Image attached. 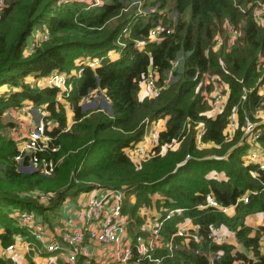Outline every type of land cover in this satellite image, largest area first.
<instances>
[{
    "label": "trees",
    "instance_id": "trees-1",
    "mask_svg": "<svg viewBox=\"0 0 264 264\" xmlns=\"http://www.w3.org/2000/svg\"><path fill=\"white\" fill-rule=\"evenodd\" d=\"M130 1L86 5L76 0H5L0 10V86H6L0 89V245L6 247L15 235L27 233L10 214L12 207L33 209L50 221L67 195L99 185L126 189L122 208L137 220L136 210L145 204L160 214L182 208L166 221L165 231H172L184 216L197 225L198 241L191 238L171 254L166 248L156 249L158 261L140 258L132 264H207L209 250L220 251L214 264H264V224L253 227L244 222L248 213L264 216V166L243 159L251 144L241 128L246 119L255 121L251 134L256 129L258 134L252 146L257 142L264 150V122L255 116V111L264 115V92H257L258 84L264 83V24L252 12L257 1L264 0H139V5ZM225 22L238 31L229 47ZM156 24L169 30L150 37L149 28ZM34 28L46 29V36L23 54ZM216 32L222 42L215 49ZM137 39L143 44L136 45ZM177 56L179 63L171 67ZM91 57L98 58L92 67L83 61ZM78 66L79 75L66 77V92L23 79ZM149 67L157 71L155 90L139 98V82ZM204 75L225 85V101L213 114L206 113L209 103L203 92L212 84L202 83ZM93 90L106 98L107 111L91 97ZM57 93L69 104V115ZM24 99L43 105L45 116L58 122L48 131L55 149L37 152L52 159L50 174L28 170L27 155L14 159L16 143L7 132L12 123L3 116L5 109L18 107ZM231 116L236 126L227 136ZM68 117L71 122L63 129ZM163 117L153 149L172 139L177 146L135 162L127 148L142 138L146 123ZM198 122L202 125L196 128ZM197 132L199 142L210 145L199 146ZM34 190L51 192L48 201L33 197ZM207 196L231 206V212L199 207ZM220 224L233 231L242 250L233 242L208 237L209 228ZM6 262L0 255V264Z\"/></svg>",
    "mask_w": 264,
    "mask_h": 264
},
{
    "label": "built area",
    "instance_id": "built-area-1",
    "mask_svg": "<svg viewBox=\"0 0 264 264\" xmlns=\"http://www.w3.org/2000/svg\"><path fill=\"white\" fill-rule=\"evenodd\" d=\"M76 1H84L86 5H94L102 0ZM138 2L140 1L138 0ZM261 4L260 8L264 9V1L259 3V5ZM4 5L5 0H0V10ZM257 21L264 24V17ZM224 26L225 43L226 47H229L236 38L238 31L229 22H225ZM42 30L44 34L40 39L46 36V29ZM168 30V28L164 29L156 24L149 28V36L156 37L158 33L167 32ZM30 39L29 42H25L26 49L23 46L25 54L34 45L35 40ZM213 40V45L217 47L222 42V35L215 33ZM143 42V39L135 40L136 45H141ZM179 59L172 60L171 67H174ZM84 62L92 67L98 62V58H85ZM80 71V66L67 72L64 70H51L49 73L40 76L42 82L36 84L38 86L54 85L60 91L66 92L70 88V83L65 82L66 77L71 73L79 75ZM156 79V69L149 67L141 81H144L155 90L154 83ZM214 82L213 77L203 76V84H214ZM211 90L209 91L210 95L205 91L203 93L211 107L216 108L223 99V95L218 90ZM257 92L260 94L264 92V83L258 84ZM60 97V94L57 93V98ZM4 114H7V112H4ZM46 114L47 112L41 111L36 121L26 120L14 126L12 125L8 135L16 143L15 160L21 161L27 155V161L34 165L33 168L41 173L50 174L53 169L52 159L37 154V152L45 149H55L53 145H50L52 135L48 131L57 126L58 122L54 118L46 117ZM255 116L259 117V121L264 122V115L260 111H255ZM150 122L146 123L142 138L132 147L127 148V153L129 155L133 153L137 157L135 159L137 162L155 153H162L167 147L173 148V143L177 142L174 139L164 142L155 151L153 147L157 143V132L154 131L153 126H150ZM255 125V121L247 119L241 125L243 134L247 135V141L251 144L242 157L245 161L258 162L259 166L262 167L264 166V150L260 148L257 142H254L255 147L252 146V141L258 134L257 129L251 134ZM235 126L236 121L231 116L227 121L225 134L229 136ZM63 129H66V127ZM198 137L197 132V142L199 141ZM186 157H188V154L185 155ZM31 195L46 203L51 192L34 190ZM125 195L126 189L122 187L99 185L79 191L75 195H67L58 205L56 214L58 217L50 221H46L41 214L33 209L16 207L10 214L17 225L24 227L27 233L15 235L13 241L8 243L5 249L6 251H15L22 244L25 250L24 253L29 250H36V253L46 252L42 255L41 264H132L140 258L158 261L160 256L153 255L156 249L166 248L167 252L171 254L175 248L187 246L191 238L198 241L196 235L197 225L192 221L190 222L191 219L187 216L177 220L172 231L164 230L167 220L174 214H181V207H172L160 214L155 210H151L149 206L141 204L136 210L139 217V220H137L134 215L122 208ZM132 197L130 195V201H133ZM242 199L246 201L247 197L244 195ZM70 200H73V202L66 203ZM64 205H67L66 208L63 211L59 210ZM206 205L224 212L229 209L228 205H221L212 196H207L204 203L198 204L199 207ZM67 208L69 209L68 212H66ZM230 233H233V231L230 230ZM208 237L213 241H227V235L222 233L217 226L209 228ZM35 246H37V249H35ZM197 251L196 248L195 252ZM261 251L264 252V244L261 245ZM206 254L207 264H214L213 260L219 256L220 251L212 252L209 250Z\"/></svg>",
    "mask_w": 264,
    "mask_h": 264
},
{
    "label": "rangeland",
    "instance_id": "rangeland-1",
    "mask_svg": "<svg viewBox=\"0 0 264 264\" xmlns=\"http://www.w3.org/2000/svg\"><path fill=\"white\" fill-rule=\"evenodd\" d=\"M261 3L262 1H257V3L255 4V6L253 7V10H252V12H254L255 13V17H256V19L257 20H259V19H262V17H264V9H261L260 7L262 6V4L261 5H259V3ZM139 3L140 2H138V0H131L130 1V4H135V5H139ZM140 11H143V10H146V9H142V8H138ZM170 15V14H169ZM262 15V16H261ZM176 16V14L175 13H173V14H171L170 15V17L171 18H174ZM216 33H218V34H221V33H219V32H216ZM43 30L42 29H40V28H34L32 31H31V33L27 36V38H26V42H29L31 39L30 38H32V39H34V40H36V39H40V38H42L43 37ZM26 44V43H25ZM213 47H215V49L217 48L215 45H213ZM24 49H26L25 48V46H24ZM23 54H25L24 53V50H23ZM180 56H177L176 58H179ZM94 58H96V57H94ZM180 60V59H179ZM179 60H177V64L179 63ZM83 61H84V59H83ZM176 64V65H177ZM175 65V66H176ZM169 74H171L170 73V71H168L167 72V75H166V80H170L171 79V75L169 76ZM40 76H37V77H35L34 75H32V74H27V75H25L24 77H23V79L25 80V81H28L29 83H31V84H36L37 82H42L41 80H40V78H39ZM39 78V79H38ZM37 85V84H36ZM154 85H155V83H154ZM224 84H222V83H220V82H217V81H215L214 82V84H212V86H211V91H215V90H218V91H220V93L223 95V99L221 100V102L218 104V106L216 107V108H213V107H211V105L209 104V105H207L208 106V109L206 110V113L207 114H213L214 112H216L217 110H219L221 107H222V105H223V103H224V101H225V98H226V90L224 89ZM6 86H4V85H2L1 86V88L0 89H4ZM139 95H140V89H142V88H145L146 89V93L147 94H150L154 89L151 87V86H149V85H147L144 81H141L140 83H139ZM209 90V91H210ZM209 91H208V95H210L211 93H209ZM90 94H91V97H96L97 98V100H98V102H99V106H101L102 108H104L106 111H107V108L105 107V104L103 103V100L105 101L106 100V98L103 96V94L102 93H99V92H96V91H91L90 92ZM58 97H59V95H58ZM57 98V97H56ZM58 99V98H57ZM60 102H62V104H63V107H64V111H65V113H66V115H69V113H70V107L68 106L69 104L67 103V101L65 100V98H63V97H60L59 99H58ZM86 101H90V100H86ZM103 103V104H102ZM8 109H10V110H8ZM41 111H43V112H47L44 108H43V105H38V106H35L31 101H29V102H27L25 99L21 102V104L18 106V107H9V108H7V109H5V113L7 112V114H4V119H7V120H9L12 124L9 126V128H8V130H7V132H9L10 131V128H11V126L13 125H16V124H18V123H22V122H24V121H26V120H31V121H36V119L39 117V115H40V112ZM258 112V111H257ZM48 113V112H47ZM165 118L166 117H163V118H160V119H158L156 122H154L153 123V128H154V131L155 132H157L159 129H161L162 127H163V124H164V120H165ZM70 122H71V120H70V117H68L67 118V124H66V128L69 126V124H70ZM152 122V121H151ZM151 122H150V124H151ZM202 125V123H199L198 122V124H197V126H196V128H199L200 126ZM199 142V141H198ZM197 142V144L199 145V146H207V145H210V143L209 142H206V143H198ZM177 146V145H176ZM175 146V147H176ZM165 150V149H164ZM163 150V151H164ZM130 157L135 161V162H137L135 159L137 158L133 153L132 154H130ZM26 166H27V168H28V170H31V169H35V168H33V164L31 163H29L28 161L26 162V164H25ZM210 173H218V175L219 174H221L220 172H214L213 170H211L210 171ZM158 194H153V197H156ZM43 202V201H42ZM13 209H16V207H12L11 208V211H14ZM150 209L151 210H155L154 209V207L153 206H151L150 207ZM10 211V212H11ZM255 214L258 216V217H260L261 218V213L260 212H255ZM264 217V216H263ZM52 219V218H51ZM46 221H48L47 219H45ZM259 224H261V223H259ZM262 224H264V219L262 220ZM257 224H253L252 226L254 227V226H256ZM30 240V239H29ZM236 243V245H237V247L239 248V249H243L242 247H241V245L239 244V242H235ZM35 249H37V246H35ZM245 250V249H244ZM16 251H19V250H16ZM248 256H250V252L248 251V250H245L244 251ZM0 254L1 255H5L4 257H6V260H7V262H6V264H16V258H15V256H16V254H15V251H11V252H8V251H6V249H5V247H3V246H1V249H0ZM21 257H23L25 260H28V259H30V255L27 253H25L24 255H22ZM19 264V263H18Z\"/></svg>",
    "mask_w": 264,
    "mask_h": 264
},
{
    "label": "crops",
    "instance_id": "crops-1",
    "mask_svg": "<svg viewBox=\"0 0 264 264\" xmlns=\"http://www.w3.org/2000/svg\"><path fill=\"white\" fill-rule=\"evenodd\" d=\"M109 55H114L115 54V52H109L108 53ZM0 88H1V86H0ZM138 92H139V90H138ZM154 93V90L150 93V94H147L146 93V89L145 88H142V89H140V95H139V93H138V97L139 98H141V97H143V96H148V95H151V94H153ZM27 102H29V101H27ZM160 119V118H159ZM157 121V120H156ZM156 121H154V122H156ZM153 122V123H154ZM153 123L152 124H150V126H152L153 125ZM164 125V124H163ZM160 130V129H159ZM158 132V131H157ZM178 144V142H174L173 143V148L176 146ZM217 175H218V173H217ZM219 176H221V174H219ZM73 202V200H70V201H68V202H66V203H72ZM65 203V202H64ZM66 206L67 205H64V207H60L59 208V210H61V211H63L65 208H66ZM230 207L231 206H229V209H228V212H231V210H230ZM69 211V209L67 208L66 209V212H68ZM261 213V212H260ZM56 216V215H55ZM54 216V218L53 219H56L57 217H58V215L55 217ZM264 219V217H263V214L261 213V218L260 217H258L256 214H255V212H252V213H248V214H246L245 216H244V222L246 223V224H248V225H250V226H252L253 224H259V223H261L262 224V220ZM190 222H191V220H190ZM217 228L222 232V233H225L226 235H227V241H225V242H233L234 244H235V246H237L236 245V241H235V238H234V235H233V233H230V230L225 226V225H223V224H220V225H218L217 226ZM0 249H1V245H0ZM16 250H19V251H16ZM15 250V254H16V256H15V258H16V264H27V263H30V264H41V261L43 260V256L42 255H44V254H46V252H43V253H36V250H29V251H27L26 252V254L28 253L29 255H30V259H28V260H25L23 257H21L22 255H24L25 253V250H24V248H23V245L21 244V245H19V248H17ZM8 252H11V251H8ZM1 255V254H0ZM2 256H5V255H2ZM46 257V256H45Z\"/></svg>",
    "mask_w": 264,
    "mask_h": 264
},
{
    "label": "water",
    "instance_id": "water-1",
    "mask_svg": "<svg viewBox=\"0 0 264 264\" xmlns=\"http://www.w3.org/2000/svg\"><path fill=\"white\" fill-rule=\"evenodd\" d=\"M106 102V101H105Z\"/></svg>",
    "mask_w": 264,
    "mask_h": 264
}]
</instances>
